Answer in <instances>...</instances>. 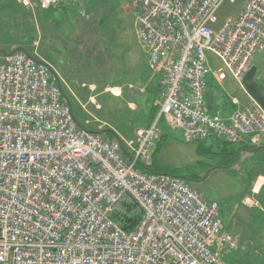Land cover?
I'll use <instances>...</instances> for the list:
<instances>
[{
  "label": "built area",
  "instance_id": "obj_1",
  "mask_svg": "<svg viewBox=\"0 0 264 264\" xmlns=\"http://www.w3.org/2000/svg\"><path fill=\"white\" fill-rule=\"evenodd\" d=\"M49 9L82 0H19ZM161 99L125 146L79 123L60 75L20 49L0 61V264H232L240 237L217 201L184 177L147 170L162 122L186 142L216 137L259 146L264 108L254 98L225 113L207 103L210 77L241 83L264 50V0H130ZM233 1V0H230ZM211 57L221 62L214 67ZM137 210L132 229L121 219Z\"/></svg>",
  "mask_w": 264,
  "mask_h": 264
},
{
  "label": "rangeland",
  "instance_id": "obj_2",
  "mask_svg": "<svg viewBox=\"0 0 264 264\" xmlns=\"http://www.w3.org/2000/svg\"><path fill=\"white\" fill-rule=\"evenodd\" d=\"M244 2L227 0L220 10V20L237 14ZM44 10L25 8L19 0H0V49L11 53L21 45L52 64L59 71L77 118L93 131L116 133L128 146L135 139L136 128L147 121L145 100L151 97L137 95V102L132 100L133 94L146 84L154 91L157 81L148 67L131 1L82 0L67 5L65 12ZM3 58L0 52V61ZM254 62L257 77L264 81V50L255 55L250 68ZM242 82H235L229 75L226 83L211 88L209 95H242ZM133 102L135 108L131 106ZM251 103L249 98L240 102V107ZM153 108L156 111L157 106ZM163 129L168 135L155 161V170L179 168L180 175H184L190 168L197 180L192 181L193 185L206 198L218 202L225 229L240 237V248L227 252L226 260L232 264H263L245 248L250 246L249 237L257 235L256 231L264 226V213L258 206H264V189L258 195L251 190L256 177L264 175V149L256 150L261 145L245 148L249 145L208 138L205 145L213 144L215 153L199 154L196 143L186 142L180 129L167 123ZM248 194L254 197L257 207L246 203Z\"/></svg>",
  "mask_w": 264,
  "mask_h": 264
},
{
  "label": "crops",
  "instance_id": "obj_3",
  "mask_svg": "<svg viewBox=\"0 0 264 264\" xmlns=\"http://www.w3.org/2000/svg\"><path fill=\"white\" fill-rule=\"evenodd\" d=\"M18 48H22L21 45L20 46H16ZM15 47V48H16ZM14 48V49H15ZM3 49H0V52H2ZM145 50V49H144ZM6 51V50H5ZM146 52V50H145ZM147 55V53H146ZM44 60V59H42ZM46 61V60H44ZM213 63V66L216 67V66H219L221 64L220 61H218L217 59L214 58V60L212 61ZM52 65V64H51ZM53 66V65H52ZM54 67V66H53ZM149 67V65H148ZM254 67L257 68L255 62H254ZM55 68V67H54ZM55 70L58 72L59 74V71L58 69L55 68ZM150 70V68H149ZM151 72V70H150ZM257 73V72H256ZM60 75V74H59ZM152 78L156 79V87L152 90L154 91H151L150 89H148V86L147 84L145 86H142L139 88V90H137L133 95L134 98H132V100H137V102H140L138 99H137V95H151V97L147 98L145 101L148 102V106H147V121L144 125L142 126H146L148 125V123L150 122V120L152 119V117H154V115L156 114V112L158 111V106L156 105L157 101H159L161 99V87H160V84H159V79L158 77H153ZM149 79V80H152ZM213 81H214V85L218 86V87H221L223 86L225 83H226V80L223 81L222 83H219L217 81L214 80L213 77H210ZM228 78V77H227ZM255 81L261 85L262 89H263V93H264V81H260V78L257 77V75L255 76ZM236 82V81H235ZM223 84V85H222ZM232 84V82H231ZM242 85H243V82H242ZM63 87V86H62ZM241 90L243 91L242 95H207V103H208V106L210 109L212 110H220V111H223L225 113H229L231 111H233L235 108H237V105L233 102V99L234 98H239L241 101L240 102H243V101H247L249 98H253V96L246 90V88L244 87H240ZM217 89V87L215 88ZM64 91V89H63ZM217 91V90H216ZM219 88H218V92H219ZM65 95L67 96L66 92L64 91ZM68 98V96H67ZM237 98V99H238ZM69 99V98H68ZM238 99V100H239ZM70 101V99H69ZM153 102V103H152ZM71 103V101H70ZM136 102H133L131 103V106L133 108L136 107ZM153 105H156L157 108H156V111H155V108H153ZM246 105V104H245ZM72 106V105H71ZM73 109V108H72ZM154 109V110H153ZM74 112V110H73ZM75 114V113H74ZM76 119L79 121L80 124L86 126L85 124H83L78 118L77 116L75 115ZM163 124H166L165 122H162V129H163ZM141 127V126H140ZM88 128V127H87ZM90 129V128H89ZM137 129V128H136ZM168 135V132L163 129V138L165 139V137ZM259 149H264V140H263V143L261 144V146H259ZM258 150V149H256ZM159 155V154H158ZM158 157V156H157ZM157 161V159H156ZM157 165V164H156ZM256 182H254V189H251L252 190V193L255 194V195H258V194H261L263 189H264V175L263 174H259L257 177H256ZM245 201L247 204H249V207H257L255 205V202H253V199L254 197L251 196V195H246L245 196ZM259 203V202H258ZM259 210H261L262 213H264V206L261 205V203H259ZM229 229V228H227ZM257 235L253 236V237H249V241L248 244L250 245L249 247L245 248V250H249V254H254V255H257V257H255L254 260H259L260 262H262L264 264V226L262 229H260L259 231H256ZM240 234V233H239ZM241 235V234H240ZM240 248V247H239ZM256 264V262H255Z\"/></svg>",
  "mask_w": 264,
  "mask_h": 264
},
{
  "label": "trees",
  "instance_id": "obj_4",
  "mask_svg": "<svg viewBox=\"0 0 264 264\" xmlns=\"http://www.w3.org/2000/svg\"><path fill=\"white\" fill-rule=\"evenodd\" d=\"M42 10H43V8H42ZM56 10H59L61 12H65L67 10V6L66 5H61V6L54 7V8L51 7L49 9H45L44 11H46V12H48V11L56 12ZM20 49H23V48L16 47L13 50V52L17 51V50H20ZM7 53H9V52H7ZM255 76H256V68L254 66H252L247 71V73L245 74V76L243 78V85L246 88V90L253 96V98L261 106H263V108H264V93H263V89H262L261 85L258 84L255 81ZM214 87H216L214 85V81L211 78H209L208 89H207V94L206 95L211 94V88H214ZM97 132L105 133V136L108 139H112L114 137H117L116 133H114L112 131H109V130L97 131ZM210 139L214 140V137H210ZM215 139L220 140V139H218L216 137H215ZM163 141H164V138L162 137L160 142L158 143L157 149H156L155 154H154L153 161L149 165L144 166V168H146L147 170H154V171H159V172H168V173H171V174H174V175H177V176L184 177L185 179L189 180L190 182L194 181L195 178H193V176L191 175V171H190L189 167H188L189 170H187L188 173L186 172V174H184V175H180V170L181 169H179V168H167V169L165 168L163 170H155L156 168H154V164H155L157 156H158V154H159V152L161 150ZM221 141H223V140H221ZM224 142L229 144V142H226V141H224ZM250 147H252V146H245V148H250ZM196 152L199 153V154H202L203 152H206L205 154H207V155L215 153L214 150H213V144H211L210 146H206L205 145V141L196 142ZM195 181H197V180H195ZM140 217H141V214L136 208V211L134 212L133 215H127L124 218H122L120 221H121V223H122L124 228L132 229L135 226V224L139 221Z\"/></svg>",
  "mask_w": 264,
  "mask_h": 264
},
{
  "label": "water",
  "instance_id": "obj_5",
  "mask_svg": "<svg viewBox=\"0 0 264 264\" xmlns=\"http://www.w3.org/2000/svg\"><path fill=\"white\" fill-rule=\"evenodd\" d=\"M2 52H3V54H10V53H7L5 50H2ZM12 53V52H11ZM257 149H259V147L257 148Z\"/></svg>",
  "mask_w": 264,
  "mask_h": 264
},
{
  "label": "bare ground",
  "instance_id": "obj_6",
  "mask_svg": "<svg viewBox=\"0 0 264 264\" xmlns=\"http://www.w3.org/2000/svg\"><path fill=\"white\" fill-rule=\"evenodd\" d=\"M105 134V133H104Z\"/></svg>",
  "mask_w": 264,
  "mask_h": 264
}]
</instances>
